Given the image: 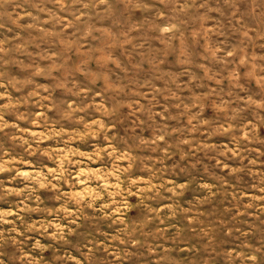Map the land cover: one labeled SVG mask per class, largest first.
I'll return each mask as SVG.
<instances>
[{
	"label": "rangeland",
	"instance_id": "374dc122",
	"mask_svg": "<svg viewBox=\"0 0 264 264\" xmlns=\"http://www.w3.org/2000/svg\"><path fill=\"white\" fill-rule=\"evenodd\" d=\"M0 264H264V0H0Z\"/></svg>",
	"mask_w": 264,
	"mask_h": 264
}]
</instances>
